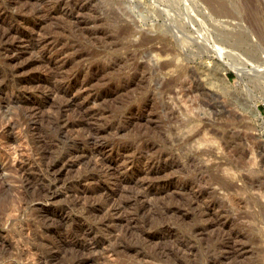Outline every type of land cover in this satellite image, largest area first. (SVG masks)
<instances>
[{
  "label": "rangeland",
  "instance_id": "374dc122",
  "mask_svg": "<svg viewBox=\"0 0 264 264\" xmlns=\"http://www.w3.org/2000/svg\"><path fill=\"white\" fill-rule=\"evenodd\" d=\"M0 24V264H264V0H0Z\"/></svg>",
  "mask_w": 264,
  "mask_h": 264
},
{
  "label": "bare ground",
  "instance_id": "6f19581e",
  "mask_svg": "<svg viewBox=\"0 0 264 264\" xmlns=\"http://www.w3.org/2000/svg\"><path fill=\"white\" fill-rule=\"evenodd\" d=\"M11 3V2H10ZM35 4V3H34ZM220 6V5H219ZM222 7H223V9H221L219 12L221 13L222 11H223V13H224V11L226 10V6L225 5H221ZM32 7V6H31ZM215 8V7H214ZM218 9V8H217ZM227 12H228V10H226ZM218 12V11H217ZM218 12V13H219ZM83 13V12H82ZM222 13V14H223ZM222 14H220V15H222ZM224 14H226V13H224ZM223 14V15H224ZM219 15V14H218ZM222 15V16H223ZM227 15V14H226ZM229 15V14H228ZM1 25V24H0ZM42 27V26H41ZM6 30V29H5ZM4 32V31H3ZM17 34H14V33H12V29L10 30H6L2 35H1V37L3 38V39H5L6 41L8 40V43H9V41H10V45H9V50L11 51V50H16L17 48V44L19 45V43H22V42H20V41H18L17 39H20L21 38V36L20 35H18V36H16ZM1 38V39H2ZM36 38V37H35ZM43 40V42H45L46 43V41L48 40V39H46V38H42ZM21 40V39H20ZM52 40V39H51ZM50 40V41H51ZM21 45V44H20ZM45 45V44H44ZM30 46V45H29ZM51 46V45H50ZM55 46V45H54ZM27 47H28V45H27ZM70 49V48H69ZM65 50V49H64ZM22 51V50H21ZM24 51V50H23ZM22 51V52H23ZM57 52V51H56ZM63 53H65V52H63ZM67 53V52H66ZM14 54V53H13ZM56 54V53H55ZM17 56L16 57H14V60L16 61V59H20V57L22 56V54L20 53L19 55L18 54H16ZM8 56V55H7ZM15 56V55H14ZM59 56V55H58ZM60 57V56H59ZM58 57V58H59ZM62 58V57H61ZM60 58V59H61ZM13 59V58H12ZM57 59V58H56ZM60 59H59V61H60ZM37 61V60H36ZM39 61V60H38ZM62 62V61H61ZM33 63H35V61L34 60H30V61H28V62H26V63H24L22 66H20V67H17L16 69H15V72L16 71H20L21 69H23V68H25V67H28V66H30V65H32ZM223 72V71H222ZM242 72V71H241ZM76 73V72H75ZM74 73V74H75ZM197 75H195L196 76V79L194 80L195 81V84H196V87L201 91L200 93H202L201 95L203 96V95H207V93H215V89H214V86H213V84L212 83H210L209 81V74H210V69L209 68H207V67H205L204 65H200L199 67H198V69H197V73H196ZM241 74V73H240ZM74 76V75H73ZM101 76V75H100ZM222 76L224 77V79L226 80L227 78H226V72H223L222 73ZM78 77V76H77ZM76 78V77H75ZM89 78V77H88ZM78 79V78H77ZM29 81V80H28ZM81 82H79V86L78 87H76V88H72V92H71V94H69L68 96H63V94H62V92H61V94H62V96L61 97H64V101H63V103H62V105L60 106V110L62 111V113L64 112V115L62 116V118L61 119H59V124H60V127L59 128H61L62 129V131H63V133H74V132H76V131H78L84 124H85V121H86V119H90L89 117H87V116H90L91 114L90 113H88V110L90 109L89 108V103L91 104V101H97L99 98H100V96H99V94H94V93H92V92H89V85H90V83H91V81H93L92 80V78H89V79H83V80H80ZM30 82V81H29ZM68 83V82H67ZM74 83V82H73ZM76 83V82H75ZM49 85V84H48ZM75 86V85H74ZM32 87V86H31ZM64 87V86H63ZM67 87V86H66ZM65 87V88H66ZM38 88V87H37ZM50 87H48V89H49ZM58 88V87H57ZM60 88V87H59ZM64 88V89H65ZM68 88V87H67ZM44 89V88H43ZM51 89V88H50ZM196 89V88H195ZM197 89V90H198ZM63 90V89H62ZM71 90V89H70ZM50 92V91H49ZM55 92V91H54ZM58 92H60V91H58ZM55 93H57V92H55ZM64 93V92H63ZM68 93V92H67ZM50 94V93H49ZM52 95V94H51ZM57 95H58V93H57ZM199 95V94H198ZM54 96H56V95H54ZM58 97V96H57ZM82 100V101H81ZM57 104V103H56ZM96 104V103H95ZM71 106H79V107H76V109H78V113L80 112L81 113V117H78V115H77V113H75L76 114V117L77 118H75V117H71V116H69L68 117V110L69 109H71L70 107ZM92 106H94V105H92ZM31 107V106H30ZM32 108V110H28L29 111V113H30V116L32 115V116H36L37 115V113H38V115H39V112H40V106H35V107H31ZM43 108V107H42ZM72 108H74V107H72ZM30 109V108H29ZM75 109V108H74ZM86 109V110H85ZM76 111V110H75ZM90 111V110H89ZM77 112V111H76ZM37 115V116H38ZM41 115V114H40ZM31 116V117H32ZM75 116V115H74ZM12 117V116H11ZM30 118V117H29ZM39 118V117H38ZM34 119H35V117H34ZM33 119V120H34ZM109 119V118H108ZM9 125H15L14 126V128H17V126H16V124L17 123H15L16 121L15 120H13V119H9ZM19 121V120H18ZM27 121H29L28 123H29V125H31V123L32 122H34V121H36V120H34V121H32L31 122V120L29 119V120H27ZM21 123V122H20ZM37 125V124H36ZM20 126V125H19ZM92 126V125H91ZM12 127V126H11ZM11 127H9V128H11ZM100 127V126H99ZM49 128V127H48ZM8 129V128H7ZM18 129V128H17ZM20 129V128H19ZM82 129V128H81ZM80 129V130H81ZM103 130V129H102ZM61 131V132H62ZM60 132V133H61ZM105 132V131H104ZM83 133V132H82ZM102 133V131H99V130H96L94 133L92 132V134L90 133V136H89V140H95L96 138H98V135H100ZM67 134H65V135H67ZM104 134V133H103ZM71 135H73V134H71ZM79 135V134H78ZM89 135V134H88ZM68 136V135H67ZM87 136V135H86ZM85 136V137H86ZM101 136H104V135H101ZM103 138V137H102ZM75 139V138H74ZM99 139V138H98ZM97 139V140H98ZM99 141V140H98ZM95 142H97V141H95ZM20 146H21V144H19ZM29 145V144H28ZM94 146H95V144H93ZM98 145V144H97ZM18 146V145H17ZM102 147V146H101ZM25 148H27V147H25ZM94 148V147H93ZM104 148V147H103ZM28 149V148H27ZM31 150V149H30ZM91 150V149H90ZM103 149H101V151H102ZM23 152L24 153H26L24 150H23ZM29 152V151H28ZM96 152V151H95ZM94 152V153H95ZM99 152V151H98ZM18 152H16V153H14V154H17ZM22 153V152H21ZM20 153V154H21ZM92 153V152H91ZM100 153V152H99ZM30 155H31V152L29 153ZM82 154V153H81ZM96 154V153H95ZM23 155V154H22ZM28 155V154H27ZM27 155H25L26 157H28ZM78 155V154H77ZM86 155V154H85ZM92 155V154H91ZM97 155H99V154H97ZM73 156V155H72ZM33 157H34V155H33ZM71 157V156H70ZM86 157V156H85ZM97 157H100V155L99 156H97ZM28 158H30V156L28 157ZM74 158V157H73ZM101 158V159H100ZM100 158H96L95 160H96V165H98V164H105V163H109V164H107L108 165V169H110V171H112V172H115L114 171V169L116 168V165L114 166V164H115V162H113V161H109V160H107L106 158H104V156L102 155V157H100ZM19 159H20V156H19ZM26 159V158H25ZM51 159V158H50ZM75 160H70V159H68V160H63V162L62 163H60L59 164V166L61 165V167L62 168H68V167H70V166H72V165H74V164H79L81 161H83L85 158H84V156H83V154L82 155H80L79 154V156H76L75 158H74ZM111 159V158H110ZM128 160V159H127ZM134 160V159H133ZM132 160V161H133ZM18 161H20V160H18ZM23 161H25V160H23ZM28 162H29V160H27ZM31 161V160H30ZM116 161V160H115ZM16 162V161H15ZM27 162V163H28ZM32 162V161H31ZM117 162V161H116ZM127 162V161H126ZM131 162V161H130ZM24 163V162H23ZM33 163V162H32ZM31 164V163H30ZM52 164V163H51ZM49 166V165H48ZM58 166V164L57 163H55V164H52V165H50V167H51V169L52 170H54V172H55V174L57 173V172H59V168L57 169L56 167ZM125 166V165H124ZM150 166V165H149ZM60 167V168H61ZM118 167V166H117ZM49 168V167H48ZM56 168V169H55ZM79 169V168H78ZM117 169V168H116ZM56 170V171H55ZM62 170V169H61ZM120 170V169H119ZM109 171V172H110ZM51 172V171H50ZM80 172V171H79ZM60 173V172H59ZM138 173V172H137ZM138 175V174H137ZM59 176V175H58ZM91 176V175H90ZM138 178V177H137ZM56 180V185L54 186L53 185V187H51V188H53L54 190L52 191V193H51V197H50V200H51V198H55V197H58V196H62V195H64L63 194V191H62V193L60 192V189H56L57 187L56 186H58L57 185V183H58V177H56L55 178ZM88 179V177L86 178V180ZM136 179V178H135ZM142 179V178H141ZM155 179V178H154ZM138 181V180H137ZM87 182V181H86ZM60 183V182H59ZM137 183V182H136ZM139 183V182H138ZM86 185V184H85ZM147 185V184H146ZM144 187V186H143ZM147 187H148V185H147ZM150 187V186H149ZM136 188V187H135ZM71 189V188H70ZM65 191H67V190H65ZM86 191V190H85ZM148 191V190H147ZM78 192V191H77ZM68 192H65V194H67ZM148 193V192H147ZM81 194V193H80ZM85 194V193H84ZM91 195V194H90ZM68 196V195H67ZM79 196V195H78ZM81 196V195H80ZM66 197V196H65ZM145 197V196H144ZM91 198V197H90ZM88 199V198H87ZM134 199V198H133ZM49 200V201H50ZM135 202V201H134ZM23 203V202H22ZM107 207V206H106ZM98 209H97V211L98 210H100V207H97ZM105 208V207H104ZM108 208V207H107ZM107 208H105L104 210H105V212H107L106 211V209ZM108 210H110V208L108 209ZM95 211V210H94ZM102 211V210H101ZM111 213H110V220H113V221H116V219H117V217H118V215L119 214H121L120 212L122 211L121 210V208L120 207H112L111 208ZM93 212V211H92ZM96 212V211H95ZM95 212H94V214H95ZM109 212V211H108ZM107 212V213H108ZM99 214V213H98ZM97 214V215H98ZM106 214V213H105ZM104 215V214H103ZM114 217H116V219L114 218ZM105 218V217H104ZM108 219V218H107ZM127 220V219H126ZM108 221V220H107ZM123 221V220H122ZM103 222V221H102ZM109 222V221H108ZM118 222V221H117ZM121 222V221H120ZM106 223V222H105ZM111 223V222H110ZM109 223V224H110ZM114 224V223H113ZM116 224V223H115ZM114 224V225H115ZM84 229V228H83ZM87 232H85V233H90V230H86ZM84 233V234H85ZM93 234V233H92ZM86 235H88V234H86ZM105 255V254H104Z\"/></svg>",
  "mask_w": 264,
  "mask_h": 264
}]
</instances>
